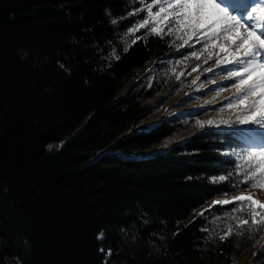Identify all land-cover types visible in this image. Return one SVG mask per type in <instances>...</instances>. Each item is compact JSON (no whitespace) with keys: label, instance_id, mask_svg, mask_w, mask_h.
<instances>
[{"label":"trees","instance_id":"obj_1","mask_svg":"<svg viewBox=\"0 0 264 264\" xmlns=\"http://www.w3.org/2000/svg\"><path fill=\"white\" fill-rule=\"evenodd\" d=\"M142 2L0 0V264H235L264 234L210 233L233 203L194 214L252 188L243 131L204 127L159 150L184 125L135 129L154 94L141 69L179 52L128 31Z\"/></svg>","mask_w":264,"mask_h":264},{"label":"rangeland","instance_id":"obj_2","mask_svg":"<svg viewBox=\"0 0 264 264\" xmlns=\"http://www.w3.org/2000/svg\"><path fill=\"white\" fill-rule=\"evenodd\" d=\"M146 1L149 3L142 2L140 5L137 14L139 19L137 25L148 18L147 5L152 4L153 0ZM157 10V6H153L152 12L155 13ZM155 26L158 29H164L161 34L168 36L173 47L178 49L179 52L165 60L148 61L141 69L140 74L147 81V87L154 91V94L147 98L149 106L146 115L139 121L135 129H148L160 119L170 118L184 125V131L175 133L156 143L152 149H167L187 139L195 131L209 126L240 129L243 131L240 133L241 138L251 146L264 141V134L257 135L255 131H249V129H255L257 126L220 123L221 120L235 121L241 108L244 107V105H234L231 109L227 107L236 95L237 89L233 86L234 80L225 78L227 76L225 69H233L236 65L224 62L226 59L231 60L232 56H226L225 51H221V48L231 53V45L236 41V37L232 36L229 40H225L223 37L208 40L205 38L206 33L201 34L196 29H186L183 26L176 29L164 20L159 21ZM152 27L153 24L150 22L145 28L151 29ZM169 27L173 28L171 33L168 31ZM237 31L242 34L243 30L238 29ZM178 37L182 38L178 39ZM118 39L124 41L123 34ZM185 40L187 43H185ZM193 52L199 56V59L192 55ZM242 52L243 49L236 52V57H242ZM218 59L221 60L219 65L216 63ZM208 69H211V71H208ZM209 120L214 121V123L212 125L205 123L204 127H200L196 123V121L207 122ZM68 136L65 135L63 139L47 144V150L60 148ZM147 151H140L139 153L144 154ZM260 184L264 185V181ZM238 196L251 197L252 200L259 201V203L250 206L248 200L234 201L233 198ZM217 200L233 201L231 209L211 214L208 220L207 230L210 233H218L223 236L228 233L229 229L239 225L241 220H251L249 216L251 209H255L257 214L264 213V209L260 207V204H264V186L239 189L231 193L216 195L198 207L194 214L210 209L214 204L213 202ZM257 219H259V215H257ZM263 244L264 234L253 249H246L235 260V264H256L257 255L261 253Z\"/></svg>","mask_w":264,"mask_h":264},{"label":"snow or ice","instance_id":"obj_3","mask_svg":"<svg viewBox=\"0 0 264 264\" xmlns=\"http://www.w3.org/2000/svg\"><path fill=\"white\" fill-rule=\"evenodd\" d=\"M153 6H157L158 9L155 13L152 12ZM147 12L148 18L134 28H130L128 30L130 33L146 27L151 22L153 24L150 29L151 33L160 34L164 29H158L155 25L164 20L176 29L183 26L186 29H196L201 34L206 33L205 38L208 40L221 37L229 40L232 36L236 37V41L231 45V53L221 48V51H225L226 56H232L231 60L226 59L224 62L236 65L233 69H225L227 71L225 78L234 80L233 86L237 89L236 95L227 107L229 109L234 105H244V107L241 108L235 121L221 120L220 123L254 125L257 127L249 129L250 132L255 131L257 135L264 134V0H153L152 4L147 5ZM134 14L130 13V15ZM112 23L116 24L117 21L113 20ZM238 29L243 30L242 34L238 33ZM172 30V27L168 28L170 33ZM185 43H187L186 40ZM245 45L247 46L245 47ZM241 49H243L242 57H236L235 53L240 52ZM192 55L199 59L195 52ZM216 63L219 65L221 60L218 59ZM196 123L200 127H204L205 123L212 125L214 121H196ZM246 158L250 162V166L249 171L244 175L243 183L252 181L251 187L253 188L264 186L260 184L261 181H264V141L253 144L252 150L246 152ZM257 158L259 159L257 160ZM252 161H256L254 166L251 165ZM218 179L223 181L226 177L220 176ZM233 200H248L250 206L259 203V201L252 200L251 197L244 196L234 197ZM232 202L217 200L213 203L228 204ZM260 207L264 209V204H260ZM257 215H259V219H257ZM249 216L251 222L241 220L240 227L255 226L257 231L264 228V213L257 214L255 209H251ZM231 234L232 231L229 229L226 236ZM226 236H221L220 239L224 240ZM102 237L103 233L97 238L102 239Z\"/></svg>","mask_w":264,"mask_h":264}]
</instances>
